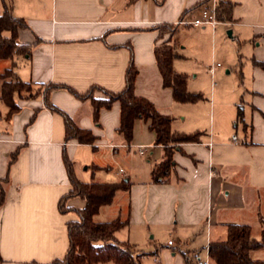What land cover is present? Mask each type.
Returning <instances> with one entry per match:
<instances>
[{"label":"crops","instance_id":"1","mask_svg":"<svg viewBox=\"0 0 264 264\" xmlns=\"http://www.w3.org/2000/svg\"><path fill=\"white\" fill-rule=\"evenodd\" d=\"M12 1L14 13L29 23V27L20 29V40L34 44L30 55L11 59L10 66L16 62L22 79L36 86L66 83L80 92L93 84L120 90L133 51L139 69L136 93L151 99L163 113L171 114L175 130L192 132L201 128L198 124L203 110L189 113V125L177 124L179 119H187L188 108L183 105L188 102L175 100L172 87L164 84L155 53L162 39H158L159 30L151 27L178 22L182 16L192 18L211 0L202 5L198 4L203 0ZM233 1V16H238L244 0ZM250 17L254 45L244 66H249V81L245 69L241 73L242 82H249L245 89L251 93L250 118L241 113L244 136L233 134L237 135L234 139L203 131L198 140L175 144L168 181L153 180L154 164L164 158L165 147L155 142L149 120L136 119L132 141L127 142L118 130V100L102 108L96 120L91 99L78 97L68 87L50 89L49 98L54 104L80 127L97 135L92 143L66 139L64 116L46 105L44 90L31 97H18L20 108L13 113L5 101L4 112L0 110V185L5 192L0 207V264H50L66 255L68 223L78 216L75 212L62 213L59 207L71 188L65 148L73 163L89 156L93 179L88 181L129 180L128 190L119 191L111 204L101 207L95 219H129L116 235L120 241L136 245L140 252L154 253L142 247L152 246L159 231L168 230L177 239L187 233L196 237L207 234L209 245L214 234H223V224L239 223L227 221L225 212L246 208L247 191H252L256 199L264 196V4ZM10 66L0 71L1 98V73ZM211 66L209 70L214 74L220 65ZM193 123L197 127L190 129ZM16 149L18 155L11 161ZM119 157L126 159L127 167L113 165ZM85 204L81 198L68 201L71 206ZM190 239L180 240L183 246H178V251L172 248V253L164 251L163 255L175 257L180 252L183 264H194V259L187 262L182 254L190 250L200 255L196 240ZM169 240L167 244L173 247L175 241L169 244Z\"/></svg>","mask_w":264,"mask_h":264},{"label":"trees","instance_id":"2","mask_svg":"<svg viewBox=\"0 0 264 264\" xmlns=\"http://www.w3.org/2000/svg\"><path fill=\"white\" fill-rule=\"evenodd\" d=\"M0 59H16L17 56L31 54L33 43L20 40L21 28L29 27L26 18L14 13L12 0H0ZM203 0L198 5L207 3ZM233 0H220L217 3V16L219 20L232 21L234 19ZM188 9L187 11H189ZM187 11L183 14L185 15ZM182 16L181 19H183ZM178 22H166L152 26L159 30L155 53L157 63L163 75L164 84L173 89L174 99L181 102H196L204 99L201 92H193L188 89L187 74L178 71L174 67L175 58L181 56L177 51L174 41ZM170 31L171 36L165 37V31ZM139 69L134 60L133 51L126 69L125 85L120 90H112L101 84H93L84 92L77 91L66 83H53L48 86L36 84L22 79L16 71V62L1 73L2 98L10 106V113L20 108L18 97H31L41 93L40 87L45 86L46 105L52 110L59 111L64 116L66 139L76 138L80 142L92 143L97 135L89 128L80 127L67 112L54 104L49 98V91L53 87H68L78 97L91 99L94 106L96 120L102 108L110 107L114 101L120 102L121 117L118 130L125 136L127 142H131L134 134L136 119L143 118L150 122V127L155 131V142L164 145L165 156L154 164L152 175L155 182L168 181L172 171L175 144L185 141L200 139L203 131L192 132L175 130L172 126L173 116L163 113L156 104L146 96L139 95L135 91L136 79ZM99 90L101 94H95ZM36 114V113H35ZM35 114L33 117H35ZM239 113V117H241ZM19 149L11 154V161L18 155ZM64 161L68 170L71 188L59 203L62 213L75 212L78 219L68 223L69 247L62 259H56L50 264H143L146 253L140 252L136 245L129 241H120L116 233L129 224V219L116 218L110 221H96L95 217L104 205L111 204L116 194L121 190H128L130 182L123 178L118 181H84L77 177L74 163L64 149ZM0 207L5 201V192L0 185ZM72 198H81L86 201L85 206H71L68 201ZM223 234L215 235L209 242V251L212 264H264V260L253 259L251 252L254 249L264 247V232L262 240H257L252 235V227L244 223H226L221 226ZM182 254L187 262L198 256L190 250H183ZM191 256V257H190ZM194 256V257H193Z\"/></svg>","mask_w":264,"mask_h":264},{"label":"rangeland","instance_id":"3","mask_svg":"<svg viewBox=\"0 0 264 264\" xmlns=\"http://www.w3.org/2000/svg\"><path fill=\"white\" fill-rule=\"evenodd\" d=\"M214 1L219 0H211L210 4H213ZM261 4H264V0H244L240 7V14L235 15V19L232 21L219 20L215 26L208 24L206 28H202L191 23H184L178 27L175 33V41L178 42L177 51L181 56L175 58V60L177 59L175 67L178 71L187 74L189 90L201 92L204 95V99L198 103L188 102L183 105L188 108L186 112L188 116L186 120L179 119L178 125L182 123L189 125V113L203 110L204 116L198 124L201 127L199 130L221 134L230 138L233 134L240 137L244 136V121L239 117V112L243 113L246 118H250L249 102L251 101V93L245 89L246 86L249 87V82H242L241 73L245 69V73L248 76L250 75L249 66L244 68L250 48L254 45L253 24L251 23L253 18L250 17V14ZM0 8H3L1 1ZM229 30H232V33ZM164 31L165 37L171 36L170 31ZM10 62L11 59H0V71L6 65L10 66ZM217 62H221V65L213 74L209 67ZM248 76L246 80L249 81L250 76ZM36 87L34 86L33 89L35 90ZM44 88L45 86L39 89L43 91ZM94 92L95 94H101L99 90ZM6 106L5 100L0 97V110L4 112ZM194 125L196 124L193 123L188 127L194 129V127H197ZM143 157H146V155ZM112 163L115 166L123 165L127 167V161L123 157L117 158ZM90 165L89 156L87 158L79 157L74 161L75 172L79 179L86 181L93 179V171ZM246 202V208L243 210L225 212L224 216L229 222L251 225L252 235L261 241L264 232V196L262 199H256L252 191H247ZM197 236L187 233L177 239V236L170 234L168 230L159 231L152 239V246L142 247L148 250L151 248L154 252L145 254L143 264H180L182 262L180 252L179 256L170 255L169 258H166L163 252L172 253V248L178 251L177 247L183 246V242L180 240L186 241L187 238H191L190 241L193 238L194 241L196 240L195 246L201 250L200 256L205 257L210 236L208 235V237L207 234ZM168 239L175 241L173 247L167 244ZM157 248L158 253H156ZM251 257L264 260V247L252 250ZM107 264H113V262Z\"/></svg>","mask_w":264,"mask_h":264},{"label":"built area","instance_id":"4","mask_svg":"<svg viewBox=\"0 0 264 264\" xmlns=\"http://www.w3.org/2000/svg\"><path fill=\"white\" fill-rule=\"evenodd\" d=\"M180 23H191L196 26H203V25H212L215 26L218 22V16H217V2H213V4L210 5H204L200 8L198 13L193 16L192 18H183L179 20ZM217 65H221V62H217ZM215 66H211V70H214ZM234 139H237V135L233 136ZM122 169V168H121ZM173 241L169 240V244H172ZM194 264H212L211 257H210V251H209V245H207L206 248V255L205 257H202L198 255L194 258Z\"/></svg>","mask_w":264,"mask_h":264},{"label":"water","instance_id":"5","mask_svg":"<svg viewBox=\"0 0 264 264\" xmlns=\"http://www.w3.org/2000/svg\"><path fill=\"white\" fill-rule=\"evenodd\" d=\"M230 33H232V30H229Z\"/></svg>","mask_w":264,"mask_h":264}]
</instances>
